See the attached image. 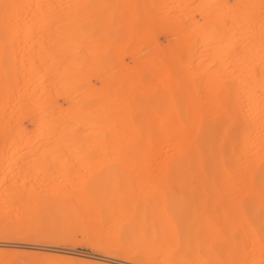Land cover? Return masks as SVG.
Returning <instances> with one entry per match:
<instances>
[{
  "label": "bare ground",
  "instance_id": "obj_1",
  "mask_svg": "<svg viewBox=\"0 0 264 264\" xmlns=\"http://www.w3.org/2000/svg\"><path fill=\"white\" fill-rule=\"evenodd\" d=\"M1 161V231L264 264V0H0Z\"/></svg>",
  "mask_w": 264,
  "mask_h": 264
},
{
  "label": "rangeland",
  "instance_id": "obj_2",
  "mask_svg": "<svg viewBox=\"0 0 264 264\" xmlns=\"http://www.w3.org/2000/svg\"><path fill=\"white\" fill-rule=\"evenodd\" d=\"M2 161L0 162L1 173L4 168L8 169L11 167L10 169H11V174H12L14 172L15 166L12 167L13 164H11L12 166L9 167L10 164L9 165L7 163L4 164V162L2 163ZM47 171H48V174L54 172L52 168H48ZM3 172L10 173V171L8 172V170L7 171L4 170ZM40 175H41V172H40ZM142 182H145V183L147 182L145 185L146 186L148 185V187H149V184L153 185L152 183H149L148 181H138V182L132 183L133 189L136 188V184L139 185ZM142 185L143 183L141 184V186ZM144 187L142 190L143 192L147 191V187L146 189H144ZM167 187H169L171 190L174 189L173 191L181 195L182 199H180L181 197L178 196L180 197L179 200L181 202L186 201L185 199H188V197L185 194L183 195L184 190L186 189L185 185L168 184ZM141 199L142 200H140V202L142 201L143 203L152 202V198L148 195H144ZM126 201H123L122 203L124 207H126ZM11 203L12 201H10L9 203L10 206L7 205V207L9 208L8 210L7 208L1 209V207L4 206L5 204L0 203L1 211L7 210L6 214L7 215L8 213L11 214L12 210L15 209L14 206L16 205L15 202H13L11 206ZM211 204L212 203L209 200L202 208L209 210L212 208ZM221 204H222V201L217 202V205H221ZM128 205L129 203L127 201V206ZM10 208H12V210ZM212 222L214 223L215 221H212ZM216 224H219V223L216 222ZM17 233L18 232L13 229H8L6 231L0 230V258L8 257L9 259H14V260L19 259L21 261L23 260L24 262H29V263H31V260H33L32 262L35 264L36 263L38 264L39 262H41L42 264V263H45V261L46 263L50 261L51 264L52 263L53 264L55 263L57 264L59 263L60 264H139L138 262H134V261L132 262L125 261L120 255L114 252L107 253L106 255L105 251H103L102 249L96 248L92 244L93 241L90 238H83L81 234L79 233H72L70 235L64 236V238L58 237V239L56 238L53 239L52 237H42V236L34 237L29 234H27L26 236L25 234L21 235V233H18L19 234L18 235ZM234 235H237L236 237L239 238L238 233H234ZM211 238L212 237L210 236L201 235V241L206 244L213 245L216 247L224 246L223 245L225 244L224 239L212 238L211 240Z\"/></svg>",
  "mask_w": 264,
  "mask_h": 264
}]
</instances>
